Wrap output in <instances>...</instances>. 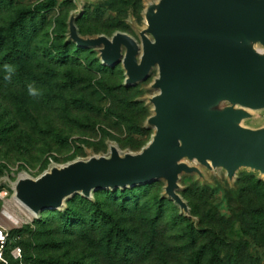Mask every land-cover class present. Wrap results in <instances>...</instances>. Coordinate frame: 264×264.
Masks as SVG:
<instances>
[{
    "label": "rangeland",
    "instance_id": "374dc122",
    "mask_svg": "<svg viewBox=\"0 0 264 264\" xmlns=\"http://www.w3.org/2000/svg\"><path fill=\"white\" fill-rule=\"evenodd\" d=\"M149 1L0 0V264H264V177L247 168L233 180L222 169L182 174L186 211L163 180L75 194L30 219L15 203L22 175L149 141L155 71L125 86L121 64L103 65L68 37L75 16L83 37L138 38ZM250 115L246 127L264 125V109ZM6 210L21 223L7 224Z\"/></svg>",
    "mask_w": 264,
    "mask_h": 264
},
{
    "label": "water",
    "instance_id": "95a60500",
    "mask_svg": "<svg viewBox=\"0 0 264 264\" xmlns=\"http://www.w3.org/2000/svg\"><path fill=\"white\" fill-rule=\"evenodd\" d=\"M145 27L138 38L117 31L83 37L69 21V39L98 51L103 65L124 70V85L134 86L155 71L149 98L153 129L136 153L76 159L51 166L39 176L22 175L15 195L32 211L57 209L81 194L165 181V195L188 210L177 193L180 176L225 169L233 180L241 168L264 177V125H239L249 117L235 104L264 109V0H157L144 9ZM225 103L224 106L218 107Z\"/></svg>",
    "mask_w": 264,
    "mask_h": 264
},
{
    "label": "bare ground",
    "instance_id": "6f19581e",
    "mask_svg": "<svg viewBox=\"0 0 264 264\" xmlns=\"http://www.w3.org/2000/svg\"><path fill=\"white\" fill-rule=\"evenodd\" d=\"M156 3L157 2V0H154V1H149V3ZM148 3V4H149ZM143 17H144V22L146 23V18H145V16L143 15ZM254 47H255V49H257V50H259L260 52H263L264 51V49H263V47L262 46H260V45H258V44H255L254 45ZM234 108H241L242 110H244L246 113H248V114H251L252 112H254V111H257V110H260V109H251V108H247L246 106H241V105H239V104H235L234 106H233ZM251 116V115H250ZM249 116V117H250ZM249 117H243V118H241L240 119V121H239V125L240 126H244V127H246L245 125H244V122L249 118ZM119 154H121L120 152H119ZM108 155V154H107ZM186 163H187V165H189V166H196L199 170H200V172H201V167H203V166H201L195 159H192V160H186ZM205 168V167H204ZM216 169H222L224 172H225V174H226V171H225V169H223V168H220V167H218V168H216ZM49 171V170H48ZM239 171V170H238ZM256 173H258V174H260L259 173V171H257V170H254ZM202 173V172H201ZM14 187H15V184H14ZM91 194H92V192H91ZM91 194H90V196H91ZM14 200H15V203H16V205L19 207V210H20V212H21V214L23 215V216H25L26 218H34L36 215H38V213H36V212H34V211H32L26 204H24L21 200H19L17 197H16V195L14 194ZM64 207V205L62 204V206H60V207H58L57 209H62ZM3 219H4V221L7 223V224H13V225H15V224H19V223H21V219H20V217H18L17 215H15V214H13V213H11L10 211H8V210H6L5 212H4V214H3Z\"/></svg>",
    "mask_w": 264,
    "mask_h": 264
},
{
    "label": "trees",
    "instance_id": "16d2710c",
    "mask_svg": "<svg viewBox=\"0 0 264 264\" xmlns=\"http://www.w3.org/2000/svg\"><path fill=\"white\" fill-rule=\"evenodd\" d=\"M60 48H62L63 50L66 48L65 47V45H62ZM78 48V47H77ZM66 50V49H65ZM104 70H107V69H104ZM103 71V70H102ZM105 72V71H104ZM100 85L101 86H104L105 85V87L107 88V83L106 82H104V81H102V82H100ZM249 196H251V198H250V200L251 199H253V196H254V193H252V195H251V193H250V191H248V193H247ZM118 231H120V233L121 234H124V232H123V230L122 229H118ZM125 236V235H124Z\"/></svg>",
    "mask_w": 264,
    "mask_h": 264
},
{
    "label": "built area",
    "instance_id": "2783aa9c",
    "mask_svg": "<svg viewBox=\"0 0 264 264\" xmlns=\"http://www.w3.org/2000/svg\"><path fill=\"white\" fill-rule=\"evenodd\" d=\"M6 240V236H5V231L0 228V242L3 244ZM0 258H1V255H0Z\"/></svg>",
    "mask_w": 264,
    "mask_h": 264
},
{
    "label": "clouds",
    "instance_id": "9594fccd",
    "mask_svg": "<svg viewBox=\"0 0 264 264\" xmlns=\"http://www.w3.org/2000/svg\"><path fill=\"white\" fill-rule=\"evenodd\" d=\"M31 91V90H30ZM32 94H35L34 92Z\"/></svg>",
    "mask_w": 264,
    "mask_h": 264
}]
</instances>
